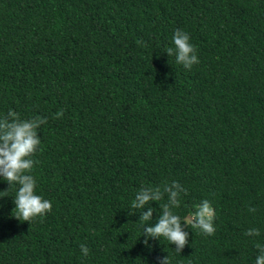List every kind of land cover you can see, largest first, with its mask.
<instances>
[{"label": "trees", "instance_id": "obj_1", "mask_svg": "<svg viewBox=\"0 0 264 264\" xmlns=\"http://www.w3.org/2000/svg\"><path fill=\"white\" fill-rule=\"evenodd\" d=\"M176 29L196 48L190 70L165 52ZM9 109L47 117L31 174L52 210L21 222L16 186L0 197V264H255L264 0H0V116ZM173 180L187 190L177 214L205 199L215 211L214 235L183 223L180 254L140 227L167 194L130 209L140 188Z\"/></svg>", "mask_w": 264, "mask_h": 264}, {"label": "clouds", "instance_id": "obj_2", "mask_svg": "<svg viewBox=\"0 0 264 264\" xmlns=\"http://www.w3.org/2000/svg\"><path fill=\"white\" fill-rule=\"evenodd\" d=\"M172 45L167 47L165 52L169 57L175 56L177 64L190 70L193 65L199 63L196 48L190 42L187 32L176 29L172 36ZM62 115V110L56 113L57 118ZM46 123L47 117L21 118L20 114L12 109L0 116V178L9 185L7 190L0 191V193H5L0 197H8L6 193L16 186L13 216L29 224L34 218L44 216L52 210V202L37 194V181L31 174L38 162L33 157L41 150L38 130ZM181 193L187 195V190L175 180L171 183L165 182L163 191L155 186L142 187L136 192L130 206V209L143 210L150 201H162L167 194V202L161 204L163 211L155 225L143 227L152 219L154 209L151 207L146 212L141 211L139 222L142 235L166 240L170 245H175L174 250L177 254H180L188 243L189 233L183 230V223L209 236L215 233V211L207 199L195 205L194 210L187 215L177 214L175 210L181 207ZM248 211L254 213L256 209L249 208ZM128 215H133V212L129 211ZM244 235L259 236L260 230L253 227L248 229ZM144 244L150 247L147 239L144 240ZM255 247L260 253L255 257V264H264V245L256 243ZM80 249L84 256L88 255L89 249L84 244L80 245ZM159 264H171L169 255L161 258Z\"/></svg>", "mask_w": 264, "mask_h": 264}]
</instances>
